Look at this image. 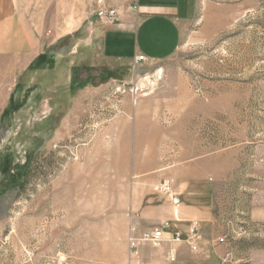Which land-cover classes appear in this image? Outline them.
Returning a JSON list of instances; mask_svg holds the SVG:
<instances>
[{"label": "rangeland", "instance_id": "rangeland-1", "mask_svg": "<svg viewBox=\"0 0 264 264\" xmlns=\"http://www.w3.org/2000/svg\"><path fill=\"white\" fill-rule=\"evenodd\" d=\"M23 1L42 16L74 5ZM84 8L81 36L98 20L93 0ZM72 43L45 47L43 70L11 80L6 106L0 72V264H130L133 175L157 169L144 195L173 200L178 176L206 180L200 239L229 264H264V0H199L167 60L99 61L69 83L68 62L51 57Z\"/></svg>", "mask_w": 264, "mask_h": 264}, {"label": "crops", "instance_id": "crops-1", "mask_svg": "<svg viewBox=\"0 0 264 264\" xmlns=\"http://www.w3.org/2000/svg\"><path fill=\"white\" fill-rule=\"evenodd\" d=\"M71 3L72 7L51 2L42 16L37 10L31 13L23 0H0L4 106L10 98L11 80L15 83L26 71L37 75L43 70L45 47H53L63 39L73 40L68 53L51 57L68 62L62 68L69 83L74 75L95 74L99 61L106 63L108 71L139 66L142 63H136L138 57L144 58L143 63L162 62L176 53L184 28L199 8V0H110L119 21H92L86 27L87 34L81 36L85 33L80 32L85 24L84 0ZM44 73H48V67ZM160 172L157 169L133 175L129 226L137 236L153 229L162 230L164 241L157 247L141 244L130 264H219L223 250L204 236L196 244L197 250H190L192 222L206 225L212 219L207 199L209 182L178 176L173 200L154 197L146 190L148 195H144L142 190L157 182L148 174ZM176 235L183 241L173 243Z\"/></svg>", "mask_w": 264, "mask_h": 264}, {"label": "built area", "instance_id": "built-area-1", "mask_svg": "<svg viewBox=\"0 0 264 264\" xmlns=\"http://www.w3.org/2000/svg\"><path fill=\"white\" fill-rule=\"evenodd\" d=\"M134 1V0H133ZM94 14L98 19L103 20L107 23L114 24L119 21L118 12L115 6L110 4V0H93ZM145 60L143 57L136 58V63H143ZM158 191L162 194L168 195L171 193V187L168 185H161L158 188ZM135 230L130 231L129 238V249L132 254H136L138 247L141 244H149L153 247L159 246L164 241V235L162 230H154L150 232H145L140 236L136 237L133 233ZM190 250L195 252L197 250L196 244L200 240L199 227L196 223L192 224L190 229ZM183 241V238L180 235H176L173 238V243H180ZM223 243V239L220 240ZM230 254L226 253L221 258L220 264H229L230 263Z\"/></svg>", "mask_w": 264, "mask_h": 264}, {"label": "trees", "instance_id": "trees-1", "mask_svg": "<svg viewBox=\"0 0 264 264\" xmlns=\"http://www.w3.org/2000/svg\"><path fill=\"white\" fill-rule=\"evenodd\" d=\"M65 40H66V39H65ZM61 41H63V40H61ZM61 41H59L55 46L51 47L50 49H51V50H54V49L59 45V43H61Z\"/></svg>", "mask_w": 264, "mask_h": 264}]
</instances>
